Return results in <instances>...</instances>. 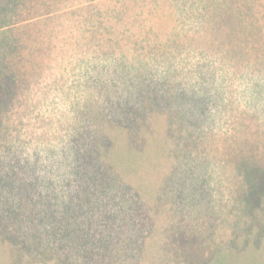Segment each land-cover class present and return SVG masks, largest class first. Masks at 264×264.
Here are the masks:
<instances>
[{"label":"rangeland","instance_id":"obj_1","mask_svg":"<svg viewBox=\"0 0 264 264\" xmlns=\"http://www.w3.org/2000/svg\"><path fill=\"white\" fill-rule=\"evenodd\" d=\"M232 1L208 5L251 33L227 36L205 18L203 0H0V43L16 74L0 113V264H207L220 247L243 246L239 229L256 234L236 216L250 188L246 166L264 167V0ZM157 6L162 26L152 20ZM173 35L184 51L155 50ZM192 66L212 71L219 100L198 107L207 84L196 75L192 96L169 76L152 89L142 102L170 115L173 163L142 172L138 163L125 182L103 159L100 124L126 127L139 149V100L119 91L111 94L120 105L86 104L88 84L97 73L155 78L153 68ZM143 173L148 203L136 190Z\"/></svg>","mask_w":264,"mask_h":264},{"label":"trees","instance_id":"obj_2","mask_svg":"<svg viewBox=\"0 0 264 264\" xmlns=\"http://www.w3.org/2000/svg\"><path fill=\"white\" fill-rule=\"evenodd\" d=\"M188 1L192 0H185L186 3H190ZM203 1L206 3L201 9L205 18H211L212 24H215L216 26H227V36H231L232 34H237L239 32H242L243 35L251 33L246 26L243 28L238 26L239 23H237L238 20H236L237 15L235 13L225 14L220 12L217 6H209L213 1L219 2V0ZM227 1L233 2L232 0ZM248 1L250 0H246L244 4ZM236 2L237 7H239L240 0H236ZM163 12L164 9H160L158 6L155 9L154 13L156 17H152V20L157 24L156 26H162L163 19H161V15H163ZM236 12L239 13L237 10ZM242 16L244 17V15ZM173 18H175V13L170 16V19ZM205 18L203 16L200 17L201 20H204ZM239 21H241V23L246 22L245 20ZM218 31L219 33L221 32V30ZM6 43V41H1L0 43V113L6 106L8 101L6 99L9 95L8 93L11 92V87L15 84L14 80L16 78V74L15 72L12 73L13 70L11 67L14 61L9 57L8 53L10 51L6 48ZM160 43L161 42L158 40V44L154 46L157 52L160 51L161 47L166 49V55L171 53L170 49L184 51L180 42L175 41L174 35L168 44L162 45ZM153 59L157 60L156 58ZM144 63L146 68H149V64L146 63V60ZM198 65L200 66V69L203 70L200 63H198ZM153 71L156 73L155 78H149L145 74L131 72L128 70H123L121 75H118L116 71L97 73V75L92 79L91 84H88L90 93L88 97L89 100L86 101V104H88L89 101L92 104H100V102L105 104L107 101V104L108 102H111L112 105H120L123 103L120 97L115 96L112 98V94L114 92L119 93V91L122 94L126 93L130 95L136 93V97L139 100V106L136 108V111H139L138 116H140L143 112V119L140 121L138 120L137 127L138 130H140V136L143 139V143L139 149L134 148L131 145L130 131L126 127L111 123L112 121L109 119H106V123L102 122L100 124V131L105 135L109 144V148L105 151L106 154L103 159L106 161L108 167L115 172L117 171L119 176L129 184L132 183L131 175L134 171L135 165L138 163L141 172L145 168L146 163H149L153 169L158 168V166L161 165V162L165 160H169L170 163H173L172 156L177 143L175 142V137L172 134L171 126L173 124L171 123L170 115L166 112L158 111L155 108H147L145 102H142V99H145L152 94V89L161 90L164 89L163 87H168L165 83L169 76L174 82L169 85L178 88L177 92L181 97H187L188 95L192 96L194 87L190 82L195 79L196 75V78L201 83L207 84V86H204V90H202L201 97L203 100L198 107L203 106V109H209L210 106H214L216 101L219 100L217 88L215 86L213 87L208 85L210 80L213 81L214 77L212 71L210 70L194 71V67L192 66L190 70L175 68L172 70H165L164 72L163 70H158V68H153ZM144 77L145 80L142 83V78ZM99 78L101 80H99ZM119 79H122V81L118 83ZM98 80L99 83L102 84L101 86L95 88ZM138 83L140 84V87H143L146 90L144 91L142 88L137 89L136 84ZM163 102L158 100L160 105H164ZM204 102H207V104H204ZM87 107L88 105L86 106V109ZM82 108L84 107L81 106V108L76 112L77 115L81 114ZM131 108L134 111L135 106H132ZM161 110L163 109L161 108ZM199 111V115L206 118L201 114L204 113L202 109ZM109 114L110 118L117 119L115 116L116 112L109 111ZM119 118H123V114ZM178 145L181 144L179 143ZM118 153H122L120 161L117 158ZM245 177L250 184V188H248L247 193L243 197L245 198V202L243 203V207L239 209V214H237L236 219L238 225H241V223L250 224L252 230H257L256 234L254 235V232L247 233L239 229L238 240L239 243H243V246L236 249L220 247V250L215 252L214 256L210 258L207 264H264V167L261 168L259 165H253V168L252 166H246ZM145 180L146 174L143 173L141 174L140 181L136 185V190L141 200L148 203V199L151 195ZM153 201H155L154 198ZM241 214L245 215L242 216ZM246 220H248V222H244Z\"/></svg>","mask_w":264,"mask_h":264}]
</instances>
